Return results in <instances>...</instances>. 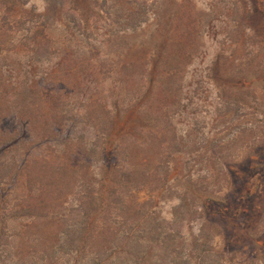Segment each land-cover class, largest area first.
I'll list each match as a JSON object with an SVG mask.
<instances>
[{
	"label": "rangeland",
	"instance_id": "rangeland-1",
	"mask_svg": "<svg viewBox=\"0 0 264 264\" xmlns=\"http://www.w3.org/2000/svg\"><path fill=\"white\" fill-rule=\"evenodd\" d=\"M90 1L16 0L12 17L0 19V85L39 87L45 74L80 59L76 84L55 79L67 104L62 134L93 139L88 127L72 128L89 99L113 118L105 160L77 156L73 166L82 163L81 178L103 183L106 196L121 159L108 156L125 152L128 171L113 178L114 190L142 205L144 248L133 251L147 252L145 264H264V0H97L101 19L74 28L61 3L83 13ZM125 8L143 14L130 22ZM44 10L48 18H38ZM41 35L34 62L24 48ZM222 92L234 94L228 112ZM38 123L32 133L47 137ZM2 126L0 140L23 130L12 117ZM7 227L13 240L0 264H12L18 250L28 253L19 264H71L48 245L60 227L25 219Z\"/></svg>",
	"mask_w": 264,
	"mask_h": 264
},
{
	"label": "trees",
	"instance_id": "trees-1",
	"mask_svg": "<svg viewBox=\"0 0 264 264\" xmlns=\"http://www.w3.org/2000/svg\"><path fill=\"white\" fill-rule=\"evenodd\" d=\"M15 1L0 0V19L12 17ZM61 6L65 15L73 18L74 28L79 30H85L89 23L95 24L97 19H101V5L97 0H91L83 13H76L68 3H61ZM48 14L44 10L37 17L45 19ZM142 14L141 9L132 12L130 8H125V17L130 18V22L139 20ZM30 22L26 21L27 24ZM136 22L138 24L140 21ZM18 23L20 20L12 21L8 24V30H13ZM108 26L112 27V23ZM42 38L41 35L40 39H30L24 48L25 56L31 61L37 62L35 51ZM79 65L81 62L77 59L63 74L56 71L45 74L39 87L26 84L10 89L4 84L0 85V139L3 137L2 125L9 117L23 128L0 140V250L7 248L13 240L12 236L7 235V223L25 219L33 228L39 224L60 227V232L53 233L48 245L54 256H68L71 264H145L147 252L143 250L136 254L133 251L144 248L143 238L137 236L138 233L142 234L140 225L146 216L140 212L142 205L124 199L114 190L119 182L113 178L118 173L126 174L128 171L124 161L125 152L116 148L113 155L108 156L110 159H121L118 167L112 168L109 179L112 187L106 196L101 191L103 183L91 185L81 178L82 163L73 166V160L80 156L93 165L105 160L103 145L113 125V118L101 104L89 99L79 106L83 110L77 116L78 123L72 119V128L88 127L94 132L93 139L86 141L82 136L62 134L67 104L62 101V88L56 87L55 79L63 77L67 83L66 89L70 88L77 82L73 73ZM232 96L234 94L231 92L220 94L224 112H228L227 106L232 103L227 99ZM36 122L42 125V133H48L47 137L32 133L35 132ZM99 128L102 131L95 132ZM42 146L45 148L43 157L25 159L26 152ZM20 147H23L21 152ZM68 197L71 204L62 209ZM130 216L138 217L130 221ZM197 241L199 239L194 242ZM30 252L36 253V247ZM27 255L18 250L14 261L9 258L10 263L19 264Z\"/></svg>",
	"mask_w": 264,
	"mask_h": 264
}]
</instances>
